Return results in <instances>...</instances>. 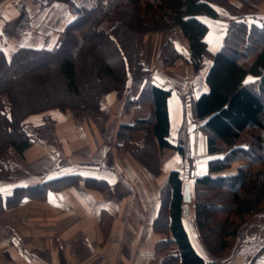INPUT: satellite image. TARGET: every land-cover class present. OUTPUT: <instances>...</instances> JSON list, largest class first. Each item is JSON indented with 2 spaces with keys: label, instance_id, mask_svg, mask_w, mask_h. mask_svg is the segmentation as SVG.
Segmentation results:
<instances>
[{
  "label": "trees",
  "instance_id": "trees-1",
  "mask_svg": "<svg viewBox=\"0 0 264 264\" xmlns=\"http://www.w3.org/2000/svg\"><path fill=\"white\" fill-rule=\"evenodd\" d=\"M51 1L64 2L75 16L59 33L55 47H19L9 57L0 50V155L8 149L22 155L32 145L41 144V135L53 124L48 112L99 114L103 97L114 92L124 112L146 102L151 105L146 119L119 125L116 148L128 150L150 174L158 176L159 151L184 153L181 145L173 146L167 140L170 91L154 85L151 72L141 68L139 55L146 33L177 27L188 41V62L195 72L202 67L204 55L211 57L205 75L208 90L192 102L198 129L206 136L208 156L206 173L193 181V217L207 252L219 262L228 258L234 241L249 227L248 217L264 213V20L229 19L221 46L211 53L200 16L214 18V6L228 4L248 12L264 0H45ZM159 57L166 67L180 57L173 41L163 45ZM51 62L57 63L60 73V98L44 97L45 101L24 106L23 99L46 90L29 82L30 89L24 88L22 80ZM130 74L137 81L138 94L125 101L123 90ZM248 76L252 80H246ZM38 115L42 116L39 125L27 122ZM137 130L144 132L140 145L130 143ZM80 180L92 188L101 183L73 172L18 185L4 197L0 195V211L23 198L42 199L47 191H59ZM182 185L179 172H169L153 229L165 235L169 232L171 238L158 241L156 250L164 251L162 264H208L183 227L187 208L182 202Z\"/></svg>",
  "mask_w": 264,
  "mask_h": 264
},
{
  "label": "crops",
  "instance_id": "crops-1",
  "mask_svg": "<svg viewBox=\"0 0 264 264\" xmlns=\"http://www.w3.org/2000/svg\"><path fill=\"white\" fill-rule=\"evenodd\" d=\"M214 7L216 17L200 16L207 27L204 41L211 53L221 46L229 19L264 20V1L248 12H240L235 4ZM74 18L62 1L0 0V50L9 57L19 47L52 49L59 33ZM176 34L174 48L183 59L171 69H163L157 54L164 39L155 35L144 68L152 70L155 86L170 91L167 140L173 146L181 145L183 156L171 149L159 151L160 174L153 176L128 150L116 148L119 125L146 119L150 104L124 112L112 93L102 99L98 115L48 112L53 121L48 136L57 141L58 152L45 144H34L23 152L24 175L28 173L32 180L29 185L73 172L101 183L92 188L80 180L59 191L49 190L42 199L23 198L1 210L0 264H162L164 251L158 252L156 243L171 238L169 232L165 235L153 229L162 187L169 172L178 171L192 198V182L206 173L207 162L206 136L198 129L192 102L208 90L205 75L211 58L204 55L203 66L195 72L188 60L185 62L190 52L188 41L181 31ZM27 122L39 125L42 116H32ZM143 138L144 132L137 130L130 143L140 145ZM60 170L70 172L60 174ZM186 208L183 227L195 251L204 258L207 250L194 219L191 230L186 225L189 204ZM257 233L250 239V247L242 245L241 249L236 243L222 264H264L263 227Z\"/></svg>",
  "mask_w": 264,
  "mask_h": 264
},
{
  "label": "rangeland",
  "instance_id": "rangeland-1",
  "mask_svg": "<svg viewBox=\"0 0 264 264\" xmlns=\"http://www.w3.org/2000/svg\"><path fill=\"white\" fill-rule=\"evenodd\" d=\"M177 31H180V30L177 27H173L171 29H166L164 31L148 32L144 35L139 59H140L141 68L148 71L149 74L151 72L150 80H153L152 79V75H153L152 70L144 68V65H145V62L147 63V60L149 59V55H150L149 51L152 48L150 45V43H152L151 39H154V40L156 39V38H151V37L152 36L154 37L156 35L155 37H159V40L164 39L162 42V46L159 50V53L157 54V61L160 63V65L163 67V69L167 70V69H171L174 66V64L177 61H179L181 58L183 59V56L179 53L180 57L175 60V62L172 64V66L166 67V66H164L161 58L159 57L160 51H161L163 45L168 40L173 41V45H174V41H175V37L177 35L176 34ZM56 44H57V42H56ZM87 50H88L87 52H89L90 48H88ZM207 56H209V55H207ZM188 57H189V55L187 56V59L185 60L186 64H187ZM91 58H93V57H91ZM98 59H99V56H98ZM96 61H97V59H96ZM202 66H203V62H202ZM57 68H58L57 63L51 62L50 64H47V66L44 69H42L40 72H31V73L29 72L28 75L26 76V78L24 80H22L21 84H20L21 81L19 80V84L22 86H25L24 88L30 89V87H27V85H26L29 82V85H31V86L33 84H35L37 86L42 87L43 90H46V91L40 90L43 92V95H36V96L28 97L26 100L23 99V104H25L24 106H27L29 104L36 105L39 102L45 101L47 98L48 99L52 98L53 100L56 99L57 97L60 98L59 95L61 94V91H59V89H60L59 85H61V78L59 76L60 73L57 71ZM131 71L133 72V69H131ZM134 79L135 78L132 74H130V76H128V78H127L125 89L123 90V93L126 96V98H124L125 101L133 99L131 94H135V93H136V95L138 94L137 81L134 82L133 81ZM139 79H140V76H138L137 80H139ZM81 85L84 86V84H81ZM19 90H20L19 92L21 94V89H19ZM51 90H54V91L51 92ZM44 92H46V96H44V94H45ZM48 93H50V94H48ZM112 93H114V92L106 94L105 96L110 95ZM44 97H47V98H44ZM146 98L148 99V96ZM116 99L118 100V103H119L118 106H120V104H121L120 98H117V96H116ZM18 102H20V101L18 100ZM101 104H102V101H101ZM143 105L148 107L149 103L146 102V103H143ZM40 106H38V107H40ZM95 115H98V114H95ZM43 135H41L42 137L40 139V140H42L41 144H45L50 149H52L54 151V153L55 152L57 153L58 152V144H57V141L55 140V138L53 137V135L48 136L49 135L48 131ZM244 135H243V139L246 137ZM243 144L244 143L239 142V145H243ZM25 157H26V155H25ZM25 157H23V155L17 154L12 149H8L2 155H0V195L2 197H4V195L9 194L11 192V189H13L15 186L25 185V184H29L30 182H32V180H30L31 178L27 176L28 173L26 175H24V173H26V169H24V167L22 166V161L25 159ZM207 157L208 156H206V159H207ZM236 164H238V163H236ZM66 172H70V171L69 170H60V174L66 173ZM194 204H195V198L193 196V182H192V198H191V202L189 203V216H187V218L185 219L186 225H188L189 230H191L190 227H192L191 220L193 221V219H194V217H193L194 216L193 215ZM190 213L192 214L191 217H190ZM247 223H248L249 227L247 228L246 232L241 237H239V239H236L234 241V243L232 244L233 247L235 246L236 243H237V246H239L241 249H242V247H241L242 245L243 246L246 245V247H250V245H251L250 239L252 237H256L259 235V233L256 234V232L260 231V228L263 227V229H264V213L255 212L253 215L248 217ZM235 248H233V251L235 250ZM203 256H204L205 260L208 261V264H211L210 261L220 263V264H222V262H223L221 260H220V262L216 261L215 259H213V257L208 252H206V254H204Z\"/></svg>",
  "mask_w": 264,
  "mask_h": 264
},
{
  "label": "water",
  "instance_id": "water-1",
  "mask_svg": "<svg viewBox=\"0 0 264 264\" xmlns=\"http://www.w3.org/2000/svg\"><path fill=\"white\" fill-rule=\"evenodd\" d=\"M182 202L184 203L185 207L191 202L189 187L187 184L183 185L182 189Z\"/></svg>",
  "mask_w": 264,
  "mask_h": 264
},
{
  "label": "snow or ice",
  "instance_id": "snow-or-ice-1",
  "mask_svg": "<svg viewBox=\"0 0 264 264\" xmlns=\"http://www.w3.org/2000/svg\"><path fill=\"white\" fill-rule=\"evenodd\" d=\"M248 82H251V81H246V83H248Z\"/></svg>",
  "mask_w": 264,
  "mask_h": 264
},
{
  "label": "bare ground",
  "instance_id": "bare-ground-1",
  "mask_svg": "<svg viewBox=\"0 0 264 264\" xmlns=\"http://www.w3.org/2000/svg\"><path fill=\"white\" fill-rule=\"evenodd\" d=\"M40 108V107H39Z\"/></svg>",
  "mask_w": 264,
  "mask_h": 264
}]
</instances>
